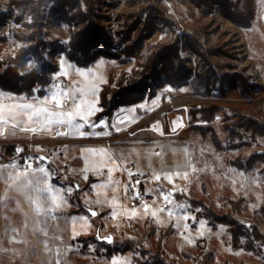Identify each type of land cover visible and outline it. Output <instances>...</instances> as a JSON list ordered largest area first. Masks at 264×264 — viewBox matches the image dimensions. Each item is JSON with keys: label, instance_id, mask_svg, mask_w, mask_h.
<instances>
[{"label": "rangeland", "instance_id": "rangeland-1", "mask_svg": "<svg viewBox=\"0 0 264 264\" xmlns=\"http://www.w3.org/2000/svg\"><path fill=\"white\" fill-rule=\"evenodd\" d=\"M69 1L75 5L64 8L61 12L65 14L60 12L59 15L56 11H51L52 3L47 0H0V17H6V21L0 24V60L16 58L22 49L36 45L37 39L30 38L36 30L41 33L40 40L47 46V60L55 66L58 64L57 54L62 49L67 50V53L70 52L71 44L62 42L70 37L72 41L86 25L90 24V21L104 29L106 36L111 40L115 54L128 53L131 43L145 34L139 54L127 56L125 63L120 64L117 61L102 58L103 64L97 69L96 64L99 63L100 58L89 66L104 76L106 82L99 86L100 93L102 86L109 83L108 78L113 71L127 75L139 72L152 50L160 52L168 47H176L180 62L182 61L184 68L191 72L190 78L182 85L170 84L175 91L164 93L158 106L153 109L151 99L159 95L163 87L169 84L167 77L160 75L162 62L156 60V69L150 72L148 77L143 78L145 102L151 110L146 112L138 109V119L135 123L125 131L119 133L113 131L109 136L111 148L113 151L124 149L126 152L135 149L139 155H131L128 162L130 166L132 163L137 164L146 174H149L152 169L157 171L174 169L178 165H183L186 157L190 158L192 155L197 161L206 159L207 172H199L197 176L191 178L190 183L183 180L175 181L180 187L186 186L185 193H177L176 200L185 204H188L187 199L201 200L219 215L243 221L247 227L248 225L256 226L264 233V203L261 202L264 201V180L256 185L243 187V177L227 172V169H236L237 173L243 172L245 176L254 173L256 176L264 177L262 174L264 162L261 159H257L253 168L247 172L238 170L230 163L239 157L248 159L256 154L264 155V136L253 139L250 132L245 134V127L243 128L242 125L247 120L264 125V20L257 19L259 0H255L253 6L255 18L251 29L242 28L239 23L227 17L223 13V8L215 0H92L93 3L89 6L81 0ZM33 6L36 7V12L32 11ZM90 7L92 12L90 21L79 22L77 16L86 14ZM29 17L32 21L30 24ZM150 19L154 24V30L145 32ZM15 24H19L20 27H11ZM129 30H131L130 36L127 38ZM140 31L144 32L140 33ZM100 40L102 42L103 39ZM190 43H198L199 51L204 52V57H200L198 51L190 49L188 47ZM101 46L102 43L100 48ZM50 50H52L51 53H48ZM180 51H183V56L179 55ZM206 54H209L208 58ZM203 60L207 61L208 69L211 71L207 74L209 77L199 82L198 76L201 73ZM28 62H34V60L31 59ZM129 69L131 71H128ZM21 72H29L27 63L20 68ZM225 73H240L247 80L250 79V83L256 88L250 92L249 96L245 95L240 83L232 90L228 86L224 88L222 79ZM72 75L75 77L74 71ZM50 78L52 80V75ZM210 78L215 81L209 85ZM59 82L67 84L68 80L60 77ZM180 88H187L188 91L181 92ZM4 102H8L6 98ZM200 105L218 106L220 112L212 121L200 119L193 124L190 110ZM166 108L169 113H177L182 119L183 127L175 134L171 132L167 119L163 117V109ZM157 122L164 130L163 137L152 130V126ZM144 123L145 125H142ZM165 126H168V131L165 130ZM132 131H135V137L131 136ZM214 137L219 138L222 149L219 150L216 147L213 142ZM27 139L26 145H18L27 149L26 154L35 158L42 154L47 156L52 154L51 146L54 143L48 140L54 138L34 135ZM240 142H244L245 145L241 148H230L231 144H240ZM169 143L172 148L187 147L188 153L157 147L158 144ZM12 146H7L5 150L7 154L13 150H8ZM209 146L213 151H209ZM201 149H203V155H201ZM217 157L220 158L219 161ZM6 163H9L8 159L0 162V164ZM221 163L223 167L218 166ZM50 167L53 172V166ZM197 167L203 168V164L198 163ZM54 178L57 183H52L61 186L59 179ZM165 187L171 186L165 184ZM4 191L5 185L0 181V195ZM258 197L261 200H258ZM240 199L244 200L243 203H240L238 209H234L231 202H239ZM21 205L25 211L28 210L25 201L21 200ZM252 205L258 206L254 210ZM69 207V205L65 206L58 212L66 219L62 218L59 222L50 224V236L55 235L59 239L49 240V247L53 250L60 249V258L65 260V264H110L112 258L96 256L99 246L96 242L87 241L81 246L72 244L71 217L66 213ZM190 207L191 215L196 217L197 209ZM96 210L101 214L98 218L90 217L93 221L92 228L82 230L78 225L77 231H89L95 234L99 226L100 236H114V243L116 242V247L120 250L114 257L132 259L133 256H139L140 252L146 251L148 253L146 260H149L150 264H160L157 263L159 261L164 264H264V251L260 254L232 247L228 226L223 225L225 231L221 232L220 224H210L209 221L204 220L207 227L200 229V220L196 218V222H188L190 230L186 231L183 227L177 229L174 223L169 222L166 213L162 214V224L148 216L133 219L121 225V219H112L109 212L104 215L105 217H101L103 209ZM5 215L9 219H4ZM23 222L22 213L0 211V233L5 225L11 223L20 228L21 237L27 241L26 245L6 242L4 247L32 248L36 254L30 258L29 264H47L50 256L44 251L45 237L38 229L33 230L31 220L28 222L27 230L22 227ZM208 229L211 231L209 232ZM201 231L204 232L203 236L200 235ZM163 236L165 237L163 242L161 241L163 251L159 252L157 246ZM242 239L245 244L246 238ZM69 248L72 250L71 253L68 252ZM51 259L54 261L55 256L52 255ZM0 264H21V262L19 259L14 261L11 252H8L0 253Z\"/></svg>", "mask_w": 264, "mask_h": 264}, {"label": "snow or ice", "instance_id": "snow-or-ice-1", "mask_svg": "<svg viewBox=\"0 0 264 264\" xmlns=\"http://www.w3.org/2000/svg\"><path fill=\"white\" fill-rule=\"evenodd\" d=\"M258 8L257 19L264 20V0H259ZM251 19L250 16L244 17L243 23H251ZM31 22L29 17L28 23ZM243 23L241 24L242 28ZM11 27L18 28L20 25L15 24ZM85 39L81 37L82 42ZM62 43L71 44V37ZM179 55L183 56V51H180ZM57 56L58 70L48 69L52 72L49 88L31 89V92L37 93L31 98L0 90V137L7 138L8 135L15 136L17 133H31L33 135L47 133L56 136L79 137L80 139L93 136L109 137L113 131L117 133L125 131L135 123L138 119V109L146 112L151 110L147 106V102L126 108L122 107L111 118L110 122L108 118L100 115L104 109L98 93L99 86L106 82L104 76L98 71H94L92 67L74 65L67 55V50L62 49ZM92 59L94 62L96 61V57ZM101 64H103L102 58L96 64V68L98 69ZM27 66L29 72L41 71L40 66L35 62H27ZM73 71L75 77L72 75ZM27 74L29 73H20L22 77ZM60 77L67 78L68 83H60ZM173 91L175 89L170 84L165 85L161 93L151 99L152 108L158 106V102L164 93H172ZM179 91L186 92L188 89L180 88ZM40 92L46 94L41 97ZM5 98L7 103L4 102ZM171 123L173 134L183 127L181 118H177ZM152 130L158 132L159 136H164V130L160 127L159 122L152 126ZM131 136H136L135 131L131 132ZM157 147L188 153L187 147L172 148L171 143L167 145L158 144ZM23 151L24 149L21 147L16 148L17 154ZM81 151L83 168L79 175L82 180L88 182L92 176L100 181L90 183L87 191L81 188L78 183H69L67 187L54 185L52 183L53 172L49 167L44 166V162L49 159L48 156L28 157L27 160L23 161V166L21 163L11 161L0 164V181L5 185V191L0 195V211L3 213H22L24 216L22 227L25 230H27L28 222L31 220L33 230L38 229L45 237L44 251L50 256L47 264H65V260L60 258V249L53 250L49 247V240L59 239L55 235L50 236L49 227L52 222L58 221L57 213L65 206L70 205L69 198L74 193H82L78 199H82L83 203L87 205V209L85 215L71 217L73 239L81 234L77 231V224L81 226L82 230L85 228L90 230L93 224L90 217L100 215L101 213L96 209H104L105 207L110 210L109 216L114 220L120 218L131 221L150 216L157 223L162 224V214L166 213L169 222L174 223L177 229L183 227L186 231L190 230L189 221L196 222V217L191 215L190 205L176 200L177 193H185L186 186L180 187L175 181L183 180L190 183L191 178L197 176L199 172H207L208 162L206 159L197 161L192 155L190 158L186 157V162L183 165H178L174 169H161L160 171L152 169L149 174H146L137 164L132 163L130 166L128 162L131 155H139L135 149L127 152L121 149L117 152L111 148H84ZM209 151H213L210 146ZM156 154L159 155L160 153ZM201 155H203V149H201ZM219 160L220 158L217 157V161ZM198 163L203 164V168H198ZM218 166L223 167L222 163ZM227 172L243 177V187L256 185L264 180V177L256 176L254 173L247 176L243 172L237 173L236 169H227ZM117 173H119L120 178H117ZM165 184L171 187H165ZM142 185L145 186L144 191H141ZM147 185H152V187H147ZM146 196L153 198L151 205L146 202ZM21 200L27 203V211L22 207ZM258 200L261 198L258 197ZM136 201L139 203H135ZM261 202L264 203V201ZM257 206L252 205V208L255 210ZM197 211L200 210L197 209ZM4 219L7 220L9 217L5 215ZM241 223L244 222L241 221ZM199 226L200 229H205L207 227L206 221L200 220ZM248 227L254 226L248 225ZM208 231L210 232L211 229ZM220 231H225L223 225L220 226ZM200 235L203 236L204 232L201 231ZM96 239H102L109 244L113 243V237L110 235L100 236L98 234ZM6 242L27 244V241L21 237L20 228L14 224L5 225L2 233H0V253L11 252L14 261L19 259L21 264H29L30 258L36 254L34 249L27 247L20 249L5 248ZM241 243H244L243 239ZM257 247H264V238L257 244ZM71 251L69 248L68 252L71 253ZM52 255L55 256L54 261L51 259ZM110 264H132V259L113 257Z\"/></svg>", "mask_w": 264, "mask_h": 264}, {"label": "trees", "instance_id": "trees-1", "mask_svg": "<svg viewBox=\"0 0 264 264\" xmlns=\"http://www.w3.org/2000/svg\"><path fill=\"white\" fill-rule=\"evenodd\" d=\"M48 2L52 3L51 11H56L59 13L67 7H73L75 4L71 3L69 0H47ZM87 3L89 6L92 5V0H81ZM206 1V0H205ZM220 4L223 8V13L227 15L233 21L239 23L240 25L243 23V18L250 16L251 23H243V28L251 29L253 27V19L255 18L254 12V3L255 0H215ZM33 5V4H32ZM35 5V4H34ZM33 12H36V7L33 6ZM62 13V12H61ZM65 14V13H62ZM91 15V16H90ZM92 17L91 7L90 10L83 15L77 16V20L81 23H85L90 21ZM3 18V19H2ZM68 21H70L67 18ZM150 19L148 23L147 30L145 32H151L154 30V24ZM6 21V17H0V24H3ZM79 24V23H77ZM36 26V25H35ZM38 29V26H37ZM130 31L127 32V38L130 36ZM144 31H140L143 33ZM145 34L139 36L133 43L132 46L128 48V53L126 54H115L111 40L106 36V33L103 28L98 26L97 23L90 21L89 25H86L80 33L71 41V48L70 52L67 53L71 62L75 63L80 67L90 66L92 63H95L100 58L110 60V61H117L118 63H125V59L128 56H137L141 51V46L143 44V39L145 38ZM41 33L39 31H35L31 39H37L38 43L34 46L29 48H24L17 55L16 58L0 60V90L5 91L6 93H14L20 96H31L37 95L35 92H31V89H47L51 85V78L52 72L48 69H52L53 71H57V66L52 65L47 60V46L40 40ZM81 37L86 38L83 42ZM100 39H103L102 42ZM102 46L100 48V45ZM188 47L194 51H198L200 57H204V52L199 51L200 46L198 43H190ZM50 48V45L48 49ZM50 50L48 53H51ZM125 56V58H124ZM207 58L209 54H206ZM93 57H96V61H93ZM156 58V59H155ZM158 58V59H157ZM34 60V62L40 66L41 71L35 72H28L29 74L21 77L20 76V68L23 67L28 61ZM156 60H160L162 62V69L160 71V75H164L167 77V81L169 84L172 85H182L185 83L191 76V72L184 68L183 62L179 60L177 54L176 47H168L163 49L159 52V50H152L146 62L141 65V71L135 72L131 75L123 74L118 71H113L109 76V83L108 85L104 86L101 90L100 95V103L104 109L101 116L108 118L111 122V118L118 112V110L122 107H130L133 105H139L146 101V94H145V84L144 79L149 76L150 72H153L156 69ZM211 70L208 69L207 61L203 60L201 63V73L198 76V81L203 82L205 77H209L207 75ZM214 78V77H213ZM215 79L210 78V83H213ZM240 83L243 86V90L245 95H251L250 92L256 86L250 83V79L247 80L242 74L234 73V74H224L222 79V86L225 88L228 86L231 90L235 89L237 84ZM39 95L42 97L45 95V92H40ZM220 112L218 106H198L196 109L190 110V118L192 119V123H196L198 120L202 119L205 121H212L216 117V114ZM244 120V118L242 117ZM192 124V125H193ZM240 124L242 122L240 121ZM243 128L245 134L250 132V135L253 139H256L257 136H264V125L258 124V122L253 120H247L244 122ZM199 129L200 127H195ZM246 129V130H245ZM165 130L168 131V126H165ZM213 142L215 143L216 147L220 150L222 146L220 144V140L217 137L213 138ZM245 145L244 142H240V144L233 143L231 144L230 148L236 149L241 148ZM15 146L9 147L8 150L14 149ZM24 149V148H23ZM24 153H28L27 149H24ZM261 159L264 162V155L256 154L251 156L248 159H244L239 157L235 160H232L230 163L232 166L237 168L241 171H250L256 160ZM264 175V169L262 171ZM80 197V193H74L70 197V201L72 205L76 208L71 211L72 214H81L86 213V206L82 203ZM188 204L192 206L194 209H200L197 212V220H207L210 224H220L229 227V233L231 234V242L232 247L234 249L243 248L249 252L253 253H263L264 247H257V244L261 242L262 238H264V233L256 226L248 228L247 225L242 224L238 220H234L228 216L219 215L215 210L209 208L205 202L201 200H194V199H187ZM243 199H240L239 202H231L234 209H238L239 205L243 203ZM241 203V204H240ZM106 214H102L103 217ZM99 216H97L98 218ZM100 228L97 226L96 233L93 234L91 237L88 238H78L74 240V244L77 246H81L82 243L87 241H94L97 245L101 248H97L96 256L99 258H113L115 254H118L120 250L116 247V242L114 244H106L99 239H96V236L100 235ZM243 234V235H242ZM241 238H246L245 244L241 243ZM254 241L251 242L250 241ZM165 237H161L157 251L162 252V242ZM162 241V242H161ZM88 244V243H87ZM86 249V248H85ZM85 252V251H84ZM148 253L146 251L140 252L139 256H133L132 262L133 264H150L149 260H146V255ZM258 255V254H257ZM142 259V260H140ZM160 264H164L163 262H157Z\"/></svg>", "mask_w": 264, "mask_h": 264}, {"label": "crops", "instance_id": "crops-1", "mask_svg": "<svg viewBox=\"0 0 264 264\" xmlns=\"http://www.w3.org/2000/svg\"><path fill=\"white\" fill-rule=\"evenodd\" d=\"M108 80H109V78H108ZM104 86H106V84ZM104 86H102V88ZM100 95H101V91L99 93V99H100ZM142 125H145V123ZM144 128H147V127H144ZM148 129H150V128H148ZM97 130H99V129H97ZM36 135L49 136L50 138H54L52 140H48L51 143H54L53 146H51L53 152L51 155L48 154L49 159L44 162V165H46L47 167L53 166V169H54L53 174H55V176H53L52 182L57 183V181L54 180L55 179L54 177H56L59 179V181L61 182L62 185H68L69 186V183H72V184L78 183V184H80L81 188H83L85 191L88 190V185L90 183L99 182L95 177H92V176H90V179L88 182H85L82 180L81 176L79 175L80 170L83 168V161L81 159V155H82L81 150L84 148H104V147L111 148L112 146L110 144V138L109 137H95V136H93L90 138L80 139L79 137H64V136H56V135H52V134H47V133L36 134ZM29 136H34V135L31 133H28V134L17 133L15 136L8 135L7 138L0 137V150H1L0 151V162H4L5 160H7L6 158H7L8 154L5 150H6L8 145L9 146L13 145L15 147H16V145H24V144L26 145L27 140H28L27 138ZM48 141H46V143ZM47 144H49V143H47ZM121 148H123V147H121ZM41 156H47V155L42 154ZM37 163H39V162H37ZM54 165L56 167H54ZM116 175H117V178H120L119 173H117ZM80 196H82V193H80ZM82 203H83V201H82ZM84 205L87 208V205L86 204H84ZM69 206L70 207H69V209H67L66 213L69 214L70 217H73V216L79 217L81 215L86 214V213L72 214L71 211L74 210L76 207L74 205H72V203H70ZM101 211L103 212L102 214H108V212H110V210L107 207H105ZM61 213L65 214V212H61ZM57 215L59 217L57 222H59L60 219H62V218L66 219V217L61 216L60 213L59 214L57 213ZM70 217H68V218H70ZM103 217H105V216H103ZM91 218H93V217H91ZM118 219H120V218H118ZM121 220H122V221H120L121 225L126 224L127 221H129L126 219H121ZM70 221H71V219H70ZM71 225H72V223H71ZM78 225L79 224H77L76 228L78 227ZM93 234H91L89 231L88 232H81V234L79 236H77L75 239H73V232H72L71 242H72V244H74L73 243L74 240H77L78 238H88V237H91ZM75 246H77V245H75Z\"/></svg>", "mask_w": 264, "mask_h": 264}, {"label": "built area", "instance_id": "built-area-1", "mask_svg": "<svg viewBox=\"0 0 264 264\" xmlns=\"http://www.w3.org/2000/svg\"><path fill=\"white\" fill-rule=\"evenodd\" d=\"M153 117V115H152ZM163 117H165L170 125V127L172 128V121L176 120V118H179V115L177 113H169V110L163 109ZM156 124V123H155ZM19 147L18 145H16V147L7 155V159L10 162H17V163H21V166H23V161L27 160L28 157H32L30 154H26L24 153V151L20 154L16 153V148ZM144 185L141 186V191H144ZM152 197L151 196H146L145 200L147 202L152 203Z\"/></svg>", "mask_w": 264, "mask_h": 264}, {"label": "water", "instance_id": "water-1", "mask_svg": "<svg viewBox=\"0 0 264 264\" xmlns=\"http://www.w3.org/2000/svg\"><path fill=\"white\" fill-rule=\"evenodd\" d=\"M112 236V235H111ZM113 237V243H114V241H115V239H114V236H112ZM100 241H103V242H105L104 240H102V239H99ZM113 243H111V244H113ZM109 244V243H108Z\"/></svg>", "mask_w": 264, "mask_h": 264}]
</instances>
